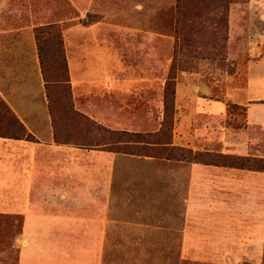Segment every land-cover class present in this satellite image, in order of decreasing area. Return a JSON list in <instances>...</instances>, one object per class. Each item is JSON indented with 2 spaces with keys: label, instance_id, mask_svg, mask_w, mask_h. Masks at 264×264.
<instances>
[{
  "label": "rangeland",
  "instance_id": "374dc122",
  "mask_svg": "<svg viewBox=\"0 0 264 264\" xmlns=\"http://www.w3.org/2000/svg\"><path fill=\"white\" fill-rule=\"evenodd\" d=\"M259 1L0 0L1 30L32 29L48 82V114L53 116L59 140L78 148L67 149L63 156L48 153L45 173L34 181L26 211H0V243L8 246L9 236L19 232V222L12 218L21 221L17 213L31 224L24 229L23 241H16L25 264H91L93 254L100 264H264V240L260 244L225 243L213 238L216 241L200 243L191 237L183 242L178 230L183 217L181 196L170 186L169 170L193 162L188 153L168 147L155 151L152 159L144 154L76 146L92 144L95 136L74 122L68 110L71 104L83 113L78 107L85 103L74 100L66 58L72 49V32L79 29L85 32L80 36L83 44L111 49L113 60L120 62L113 67L114 78L148 81L135 91L112 90L106 96L88 97L87 101L97 105L96 112L83 113L88 118L114 130L154 132L160 125L164 97L172 101L174 92L170 146L210 152L214 156L205 160L211 163L231 162L219 155H246L232 153L229 146L222 153L215 142L216 131L206 135L207 145L216 151L175 145L173 132L176 125L182 128L187 121H180V117L187 116L190 108L193 112L197 108L199 128L215 125L216 117L206 116L199 106L209 103L208 99L226 101L225 113L217 119L232 133L245 127L244 107L235 99L244 95L246 64L253 58L247 44L252 34L264 33V18L255 9ZM221 12L225 25L218 31L215 26L212 37L209 32L214 24L210 20ZM48 24H54L52 28L61 35L64 67L56 58V43ZM258 68L264 75V69ZM54 74L60 82H55ZM252 89L253 95L264 96V80ZM186 94L192 98L187 100ZM100 111L110 113V122L98 115ZM163 134L167 137V132ZM254 136H258L256 131ZM247 146L256 149L260 145ZM260 147L258 153L264 155V146ZM132 149L139 154L149 151ZM12 201L8 195L0 197L6 207ZM102 240L107 243L100 244ZM12 250L14 257L16 249Z\"/></svg>",
  "mask_w": 264,
  "mask_h": 264
},
{
  "label": "crops",
  "instance_id": "0c3cea01",
  "mask_svg": "<svg viewBox=\"0 0 264 264\" xmlns=\"http://www.w3.org/2000/svg\"><path fill=\"white\" fill-rule=\"evenodd\" d=\"M255 9L264 18V0H260ZM28 28L0 29V95L34 138L33 140L0 138V197L6 195L13 197V201L8 204L12 207L0 203V211L27 208L26 201L34 194V181L42 178L45 173L48 153L54 152L55 156L61 153L63 156L67 149H78L70 144L54 141L38 49L32 29ZM84 33L79 29L72 32V49L66 58L74 100L85 103L82 104L83 107L79 105L78 109L87 114L94 113L97 109L96 103L94 105L91 100L87 101L88 97L106 96L112 90L135 91L137 90L135 87L140 83L148 81L114 78L113 67L120 65V62L113 60L111 49L105 45L83 44L80 36ZM247 46L250 48L251 56L256 60L252 58L246 64L248 74L244 95H239L235 99L236 104L244 107L245 127L239 131L232 130L234 131L232 133L217 119L223 117L226 101L208 99L209 103L201 102L199 106L206 116L216 117L215 125L203 124L199 128L195 118L197 108L194 112L190 108L187 116L180 117V121L184 118L187 120L181 125L182 128L178 125L174 128L173 144L194 150L216 151L209 148L207 145L209 140L206 139L209 132L216 131L217 136L214 140L217 146L223 149L222 153H226L228 149L226 151L225 146H229L232 148L231 152L235 154L264 157L258 153L260 146H264V96L259 97L251 93L252 88H256L264 80L262 72L257 71L258 67L264 69V33L252 34ZM99 87H102V91H98ZM186 97L187 100L192 98L189 94H186ZM177 99L178 97L175 98ZM257 99L259 101L254 102ZM255 104L261 106L254 107ZM187 106L191 107L190 104ZM98 115L108 120L110 113L100 111ZM154 130L156 128L151 131ZM254 131L258 134L257 137L254 136ZM250 143H258L260 146L255 149L247 146ZM169 174L171 188L179 197L181 196L180 207L183 217L182 226L178 230L184 243L189 242L191 237L200 243L216 241L213 238H221L225 243L263 242L264 171L191 162L174 169L170 168ZM15 215L21 216V221L12 217L19 222V232L9 236L8 246L0 243V264H25L24 255L16 241L23 239L24 229L31 224L29 225L23 214ZM105 243L107 241L100 242ZM14 248L16 253L11 257ZM97 258L96 263L93 254L91 264H100L99 257Z\"/></svg>",
  "mask_w": 264,
  "mask_h": 264
},
{
  "label": "trees",
  "instance_id": "16d2710c",
  "mask_svg": "<svg viewBox=\"0 0 264 264\" xmlns=\"http://www.w3.org/2000/svg\"><path fill=\"white\" fill-rule=\"evenodd\" d=\"M222 6V4H221ZM226 11V9H224ZM196 13V12H195ZM214 24L213 30L209 32V35L214 37L216 29L218 31L220 25H225V20L223 16V12L216 19H211L210 23ZM54 24H48L47 27L50 28L51 38L55 39L56 43V58L63 67L65 66V57L63 54V46L61 41L60 33L52 28ZM40 60V58H39ZM40 67L42 72V77L44 80V86L46 89L47 80L45 74L43 72V67L40 60ZM55 78V82L58 81L59 76L54 74L52 76ZM174 92H172V101L165 99L163 104V114L160 121L159 128L154 132H131L127 130H114L104 126H101L95 120L88 118L85 114L79 112L77 109H74L73 106L68 104V110L70 115L72 116V120L74 122L80 123L82 129L85 127V131L91 132L94 134L95 138L92 141V144L84 145L77 144L81 148H95L102 147L104 150L111 152H120V153H128V154H138V155H147L155 157V151L158 149H167L168 147H173L176 150L184 151L188 153L193 160V162L203 163V164H212V165H224L230 167H238L242 169L252 170V171H264V157H253V156H238V157H226L223 155H219L223 160L232 159V161H228L227 163H211L205 159H209L213 157L210 152H193L190 149H184L181 147L170 146L172 144L170 131L172 130L173 124V115H174ZM48 97V96H47ZM51 106V100L48 98V107ZM50 109V107H49ZM52 129H53V137L56 143L69 144V141L59 140L58 134L55 130L54 119L53 116L50 115ZM167 132V137L163 138V133ZM0 137L3 138H13V139H26L33 140V136L27 131L24 124L19 120V118L11 111V109L7 106L5 101L0 97ZM148 149L149 151L146 153H137L134 152L133 149ZM235 161V162H234ZM235 163V164H234Z\"/></svg>",
  "mask_w": 264,
  "mask_h": 264
}]
</instances>
